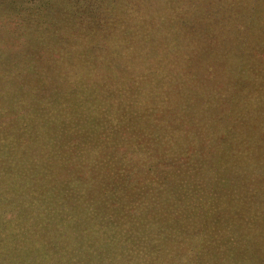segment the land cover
Segmentation results:
<instances>
[{"label": "rangeland", "instance_id": "rangeland-1", "mask_svg": "<svg viewBox=\"0 0 264 264\" xmlns=\"http://www.w3.org/2000/svg\"><path fill=\"white\" fill-rule=\"evenodd\" d=\"M101 132L221 135L251 161L233 194L263 193L264 0H0V264H61L21 242L15 210L44 167L83 166L75 151L134 149ZM202 231L134 264H264V232Z\"/></svg>", "mask_w": 264, "mask_h": 264}, {"label": "crops", "instance_id": "crops-1", "mask_svg": "<svg viewBox=\"0 0 264 264\" xmlns=\"http://www.w3.org/2000/svg\"><path fill=\"white\" fill-rule=\"evenodd\" d=\"M189 147V169H170L179 164L146 150L97 159L77 152L83 166L44 168L42 198L26 208L29 220L42 226V262L119 264L187 227L215 229L228 239L241 229L253 236L264 232V190L251 189L242 210L240 194H233L239 184L220 174V156L210 158L205 145Z\"/></svg>", "mask_w": 264, "mask_h": 264}, {"label": "trees", "instance_id": "trees-1", "mask_svg": "<svg viewBox=\"0 0 264 264\" xmlns=\"http://www.w3.org/2000/svg\"><path fill=\"white\" fill-rule=\"evenodd\" d=\"M60 115V114H59ZM57 115V116H59ZM129 123V122H128ZM126 124V123H125ZM127 128L124 129L123 131L126 132L127 130L129 131V127L130 124H126ZM134 126H138V125H134ZM133 126V127H134ZM131 129V128H130ZM100 137L102 136H107V137H123V138H118V139H126L127 143H132L131 147L134 148L131 151L137 152V151H149L151 153V155H153L154 157L156 156V159H170L173 162H177L179 165H170V169H182L187 168L189 169V157L193 156V153L191 151V147H189V145H191V143H193L194 145H198L199 146H207L208 149H206L205 151H209V155L210 158H213V155L215 157L220 156L221 159H219V167H220V174L225 176V181L228 182L230 181L231 177L235 176V172H237V174L240 173L241 169L243 170L245 168V164L246 166H248L250 164L251 161H246L245 159H243L241 157L242 152L240 153V147L239 150L237 149V153L234 152H230L229 149L227 147L224 146V144L222 143V136L221 135H207V134H195V135H189V136H173L171 137L172 140H163L161 138L160 135H147V134H139V135H128V134H124V135H119V134H105V132H101L100 133ZM185 137H189V138H185ZM203 138V139H201ZM169 139V138H168ZM184 139H189L187 141H183ZM244 138H242L241 140H236L237 142H241ZM203 141V143H202ZM189 142V143H188ZM213 145V147H212ZM236 145V144H235ZM125 147V145H124ZM130 147V146H129ZM190 148V149H189ZM217 155H216V152ZM77 152L79 153L80 151H75V156H77ZM114 152H129V151H111V150H106V151H99V152H84L88 157H93L94 159H97V154H101V153H114ZM155 153V154H154ZM91 154V155H90ZM196 155V154H195ZM225 158V160H222L223 157ZM246 162V163H245ZM44 168H51V167H44ZM43 168V169H44ZM221 179V178H220ZM32 184H27V186H31ZM39 186V185H37ZM36 187V186H35ZM40 190H41V197L35 198V199H28L27 204H24L25 209L24 210H15L16 211V216L15 218H18V220H20V222H24L26 223V228L25 229H18V233H23L25 232V239L21 242L27 244V247L30 248H34L35 245L37 244L36 247H40V244L42 242V238L41 236L39 237L38 235L42 234V226L41 224H39V222H35L36 224H31L32 222L29 220V218H31L27 213H26V208L28 205H32L34 204L32 201H37V200H41L42 198V182L40 184ZM179 187V186H178ZM189 189V187H187ZM250 190L246 193L245 191H243V194H241L239 197L240 198H244V204H247V201L249 202V200L251 199L250 197ZM238 197V196H237ZM11 207H13V204H10ZM132 217H136V216H131L130 218L133 219ZM31 225H29V224ZM121 222L119 221H115L112 224L113 225H119ZM129 223V227L133 228L134 226L137 225V223L135 221L128 222ZM203 230V231H202ZM195 231L197 232H204V229H200V228H195V229H191L189 230V227L185 228L184 230L180 231L177 234H172L170 237L164 238L162 240H159L157 242H154L153 244H151V246H149L147 248V250L141 254H137V255H132L130 256L129 259H127L126 261L119 263V264H134L135 262H139L141 260V258L143 257V255L148 254L149 251H151L152 249H154L157 246H163L165 242H169L172 240H175L176 242H179L180 238H183L184 236H186V234L189 232V237L191 236V233ZM206 231L210 232L208 238H210L212 234L218 232V230L215 229H207ZM206 233V232H205ZM219 233V232H218ZM207 234V233H206ZM9 244L6 243V246H8ZM8 248H11V245L8 246ZM214 251L216 252V254H218V256H216L215 258V263H224L227 261V259L229 260L230 257V252H232L231 246H229V244L224 243L222 244L221 248H216L214 249ZM227 263V262H226Z\"/></svg>", "mask_w": 264, "mask_h": 264}]
</instances>
